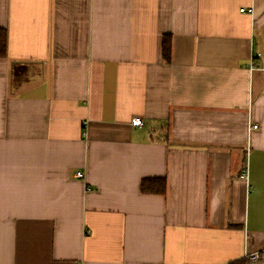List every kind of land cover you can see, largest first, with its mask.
<instances>
[{"label": "crops", "instance_id": "1", "mask_svg": "<svg viewBox=\"0 0 264 264\" xmlns=\"http://www.w3.org/2000/svg\"><path fill=\"white\" fill-rule=\"evenodd\" d=\"M0 28V264H264V0H0Z\"/></svg>", "mask_w": 264, "mask_h": 264}, {"label": "trees", "instance_id": "2", "mask_svg": "<svg viewBox=\"0 0 264 264\" xmlns=\"http://www.w3.org/2000/svg\"><path fill=\"white\" fill-rule=\"evenodd\" d=\"M162 56L165 60L170 58V39L167 35L162 38ZM7 52V32L5 29L0 28V57H5ZM23 70V68H22ZM18 72L13 70L12 79H18ZM139 189L141 193L145 194H164L166 190V181L163 177H148L140 181ZM245 259L242 258L229 262L228 264H245Z\"/></svg>", "mask_w": 264, "mask_h": 264}, {"label": "built area", "instance_id": "3", "mask_svg": "<svg viewBox=\"0 0 264 264\" xmlns=\"http://www.w3.org/2000/svg\"><path fill=\"white\" fill-rule=\"evenodd\" d=\"M241 10H245V8H241ZM246 11L251 12V8L246 9ZM130 123L133 126L141 127V125H142V118L140 116H135V117H133L131 119V122ZM256 127H257L256 124H251L249 126V129L250 128L253 129V128H256ZM75 176L78 177V178H82L83 177V172L82 171H77L75 173ZM241 176L242 177H246L247 176V167H246V165L242 169ZM260 254L261 253L260 252H257V251L251 252V253H247L245 255V258L247 259L248 262H254V261H257L260 258V256H261Z\"/></svg>", "mask_w": 264, "mask_h": 264}]
</instances>
